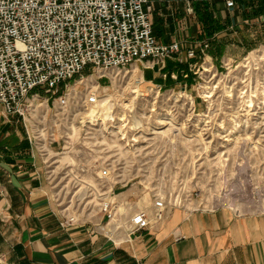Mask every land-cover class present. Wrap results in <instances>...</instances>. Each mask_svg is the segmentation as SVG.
I'll return each mask as SVG.
<instances>
[{"label": "built area", "instance_id": "1", "mask_svg": "<svg viewBox=\"0 0 264 264\" xmlns=\"http://www.w3.org/2000/svg\"><path fill=\"white\" fill-rule=\"evenodd\" d=\"M227 7H235V2L229 0ZM151 13L150 0H0V106L5 117L26 121L60 226L91 225V235L115 245L160 226L173 210L189 212L186 205L167 201L163 192L153 195L148 209L136 210L116 191L154 174L149 158L158 141L174 144L168 137L172 134L180 136L184 146L197 142L222 150L221 135L236 131L235 125L227 134L225 126L217 131L208 112L195 115L192 110L187 115L197 116L199 123L185 121V109H175L174 114L168 103L173 99L187 103L188 96L165 98L161 91L149 111L135 110L134 103L121 113L114 112V104L107 117L99 111L106 92L125 84L134 66L141 63L153 70L182 54L179 44L158 42ZM186 55L196 57L194 51ZM87 69L93 72L85 76ZM159 122L168 126L159 127ZM244 129L239 128L240 143L251 145L255 136H245ZM249 129V134L254 132ZM201 133L215 144L191 137ZM202 209L243 216L217 205H198L191 212Z\"/></svg>", "mask_w": 264, "mask_h": 264}, {"label": "crops", "instance_id": "2", "mask_svg": "<svg viewBox=\"0 0 264 264\" xmlns=\"http://www.w3.org/2000/svg\"><path fill=\"white\" fill-rule=\"evenodd\" d=\"M154 36L193 63L236 57L264 44V0H150ZM209 45L204 48V45ZM177 57V56H176ZM144 82L178 86L187 66L137 64ZM148 80H147V79ZM146 80V81H145ZM182 85V84H181ZM0 111V256L4 264H264V216L175 211L164 224L115 245L90 226L64 229L32 147ZM7 121V122H6ZM23 135V134H22ZM177 237L182 239L177 241Z\"/></svg>", "mask_w": 264, "mask_h": 264}, {"label": "rangeland", "instance_id": "3", "mask_svg": "<svg viewBox=\"0 0 264 264\" xmlns=\"http://www.w3.org/2000/svg\"><path fill=\"white\" fill-rule=\"evenodd\" d=\"M206 47L208 48L209 45H204L205 49ZM225 57L209 61L202 58L193 63L190 68V59L175 56L173 58H177L180 65L189 67V72L182 75L188 83L183 84L178 81V86L173 87L153 85L147 78L148 81L144 82V78L133 70L127 74L128 79L125 84L110 88L106 92L108 97L111 96L107 98L108 107L114 108L115 104L114 112L118 113L127 110L125 105L131 106L132 103H134V109L139 112L140 110L141 112L149 111L153 108L155 94L160 91L165 94V98L173 94L188 96L187 103H185L186 100L175 102V99L169 102L170 110L174 112L175 109L180 111L184 108L186 115L182 118L185 121L194 119L190 122L193 124L199 123L197 122L199 118L194 117L195 115H204L208 112L212 117L210 125L217 131L225 126L227 129L225 134H227L232 131L230 129L234 127L233 125L238 131H235V137L233 135L230 137V133L225 135L229 136L227 138L221 135L222 138L219 140L222 141L220 146L222 150L219 148L216 150V147L210 149L197 142H187L184 146L180 143L182 138L172 134L168 137H172L174 144L158 141L150 150L152 156L149 158L153 161L150 169L154 170V174L148 179L131 182L127 189L122 190L117 187L116 190L117 193H122L121 199L129 202L136 210L148 209L153 195L163 192L166 193L167 201L171 200L174 205H186L189 212L181 211L188 216L204 213L203 209L191 212L198 205L230 208L242 214L240 218L264 216V145L260 143L262 141L259 137V133L264 132V44L249 52L238 54L236 57ZM205 65L209 67V73H203L202 67ZM92 72V69H87L85 76ZM104 85L109 86L107 82ZM142 96L149 97L140 99ZM192 110H195V115L189 117L187 114L192 115ZM0 111H4L2 106ZM148 116H142L140 121L144 122ZM156 119L154 118L152 122ZM7 121L8 126H15L18 133L25 136V140L30 143L25 120L14 117ZM180 123L177 122L178 125ZM143 126H146V122ZM240 127L242 130L246 127L245 136L250 139H252L251 135L255 136L251 145L245 141L240 143ZM249 128H252L254 132L250 131L249 134ZM191 137L201 140L208 146L215 144L210 138L205 140V136L201 138V134H193ZM226 139L233 141L227 143ZM231 144H239V146L234 148ZM31 149L33 159L39 160L36 151ZM223 152L225 155L221 156ZM183 155L185 156L182 157ZM40 169L42 174V164ZM44 181L50 190L49 184L45 179ZM49 199L54 205L50 192ZM179 210H173L162 224ZM179 238L177 237V241Z\"/></svg>", "mask_w": 264, "mask_h": 264}, {"label": "bare ground", "instance_id": "4", "mask_svg": "<svg viewBox=\"0 0 264 264\" xmlns=\"http://www.w3.org/2000/svg\"><path fill=\"white\" fill-rule=\"evenodd\" d=\"M136 70H138L136 67H135V69H134V71H136ZM202 70H203V73H209L210 72V69H209V67H207V65H205V66H203L202 67ZM117 86H115V88H116ZM206 89V88H205ZM208 94V93H207ZM107 98H110V97H107ZM208 98V97H207ZM108 102H109V100L108 99H106L105 101H103V103H101V105H100V112L103 114V116H105V117H107L108 115H110L109 113H111L112 112V110H113V108H109L108 107ZM99 112V113H100ZM98 113V114H99ZM108 114V115H107ZM137 124H139V123H137ZM158 126L159 127H163V126H168V124H163V123H161V122H159L158 123ZM257 130V133H259V131H258V129H256ZM236 132H238L237 130H236ZM159 134V132H156L155 133V135H158ZM235 136H236V134L235 133H233ZM232 133H230V137H232V135H233ZM203 134L201 133V138L204 136H202ZM233 135V136H234ZM262 135H263V137H264V132L262 133V134H260L259 133V137H260V139H261V141L262 142H260L261 144H263L264 145V140H263V137H262ZM229 136H224L225 138H227V137H229ZM234 136V137H235ZM200 137V136H199ZM198 138V137H197ZM233 140H229V139H226V141L225 142H227V143H229V142H232ZM209 144H210V142H209Z\"/></svg>", "mask_w": 264, "mask_h": 264}]
</instances>
